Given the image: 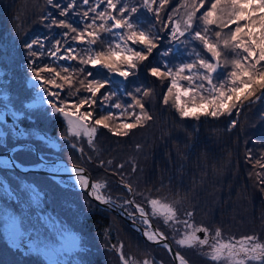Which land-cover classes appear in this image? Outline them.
I'll return each instance as SVG.
<instances>
[{"label":"trees","instance_id":"obj_1","mask_svg":"<svg viewBox=\"0 0 264 264\" xmlns=\"http://www.w3.org/2000/svg\"><path fill=\"white\" fill-rule=\"evenodd\" d=\"M69 2L72 0H54V4H59L61 8L66 7ZM90 2L95 4L97 0ZM122 3H126L129 8L137 7L138 11L133 19L145 29L157 31L162 39L159 49L138 68L135 76L129 78L126 90H118L117 96L107 104L96 106V116L106 114L107 111L118 113L120 110L108 105L116 102L130 103L131 99L126 92L140 87L152 90V94L144 98L145 108L152 120L145 127H138L128 136L122 137L99 128L93 139L95 145L90 146L92 150L85 145V152H78V159L69 157L79 161L90 172L94 181H105L103 193L120 201L128 211L133 212V206L125 205L122 201L131 199L134 204L145 208L146 198H161L164 202L176 203L177 216L181 221L176 224L182 228V222L188 220L189 223L208 228L210 233H214L217 228L221 229L225 239L237 240L246 235H255L259 241L264 242V184L260 183V179L264 177H257V173H264V167L260 166L264 164V100L242 107L239 114L234 111L231 116L182 119L175 109L161 102L168 81L162 84L148 74V69L162 61L169 66L190 62L194 59L190 55L191 50L193 47L198 48V43L179 44L177 52L162 58L159 53L173 46L168 40L167 30L160 31L161 23L154 13L143 7V0H122ZM179 3L180 0H169L168 6L161 11L160 20H167L166 14L171 13ZM87 7L81 0H76V7L70 10L69 15L61 17L60 9L48 5L46 0H0V54L3 58L12 60L17 57L23 82L29 81L31 72L27 66L29 56L25 43H30L37 37H47L44 49L34 46L38 52L46 53L54 40L60 39L63 42L61 33L68 31L57 27L49 28L47 25L51 20L48 17L67 19L74 26H82L81 14ZM99 10H104L103 5ZM103 35L106 40L112 39L108 34ZM67 43H71L72 47H83L71 41ZM202 54L207 56L206 53ZM225 55L231 58L230 53ZM35 63L40 66L52 61L44 55L36 59ZM56 64L80 67L77 61L58 60ZM89 70L95 72V69ZM228 70L230 68L227 67L219 69L220 72ZM67 91L65 89L62 97L73 99L67 96ZM25 102L22 104L24 108L27 104ZM37 119L38 123H54L59 135L64 131L62 117L53 115L49 119L40 115ZM232 120L236 121L234 127H230ZM23 125L25 126V122ZM137 145H140L139 149ZM3 149L0 148V151ZM20 159L24 164H34L37 160L31 154ZM117 165L123 167L117 168ZM4 179L10 183L11 190H16L14 193L20 199V203L11 208L22 214L29 213L36 223L39 221L42 225L46 221L44 215L52 216L51 223L79 234L81 242L78 253L89 264H113L114 259L111 256L112 261L109 259L110 254L115 255V260L122 264L116 249H120L124 257L131 258L133 264H143L145 260L150 264L151 261L153 264H165L166 260L172 264L165 248L162 247L164 257L159 256L162 254L157 251L161 246L144 241L118 216L100 209L83 192L63 187L51 178L35 173L22 174L0 169V180ZM122 180L132 185L135 194L128 193ZM33 188L38 193V202L27 193L32 192L30 189ZM0 199L5 202L3 209L10 207L12 201L8 202L7 193L0 192ZM188 211L194 213L191 218L185 215ZM154 220L159 222L155 218ZM160 224L162 226H156L189 263L212 264L203 254L192 257L182 253L175 242L181 232L177 233L166 228L165 224ZM49 235L54 237L55 231ZM17 252H12L0 241V264H19L13 263V256L21 258L24 264H34V257H39ZM64 253L69 258L67 253L70 252Z\"/></svg>","mask_w":264,"mask_h":264},{"label":"snow or ice","instance_id":"obj_2","mask_svg":"<svg viewBox=\"0 0 264 264\" xmlns=\"http://www.w3.org/2000/svg\"><path fill=\"white\" fill-rule=\"evenodd\" d=\"M46 2L60 9L61 17H67L70 10L76 7V0H72L64 8L54 4V0ZM81 2L88 6L81 14L82 26H74L67 19L48 17L51 20L47 25L49 28L68 30L61 33L63 42L60 39L54 40L46 53L38 52L34 46L44 49L47 37H37L30 43H25L29 56L27 66L31 72L29 80L34 82L31 87L38 92L34 103L29 107L46 104L52 115L62 117L66 123L65 140L68 136H83L87 138L89 146H94L93 139L99 128L122 137L128 136L138 127H145L147 122L152 120L144 104V98L152 94L151 89L137 87L131 92H126L131 99L130 103L116 102L108 105L120 110L118 113L107 111L97 117L96 106L107 104L117 96L118 90H126L129 78L135 76L138 68L159 49L162 37L157 31L145 29L134 20L138 8H129L122 0H97L95 4L90 0ZM168 4L169 0H143V7L155 14L157 21L161 23L160 31L167 30L168 40L173 45L159 53L160 56L167 57L177 45L193 42H197L202 51L193 47L190 55L194 59L190 62L169 66L162 61L148 69V74L160 80L162 84L168 81L166 91L162 93V104L175 109L182 119L199 120L201 116H231L234 111L239 114L242 107L264 100V0H180L178 6L166 14L167 20L161 21V11ZM102 5L104 10L101 11L99 9ZM181 9L183 11H180ZM103 34L110 35L112 39L106 40ZM68 41L83 47H72ZM226 53L231 54L230 59ZM44 55H47L52 63L37 66L35 60ZM58 60L77 61L80 67L58 66ZM225 67L230 70L219 71ZM89 68L95 69V72ZM114 77L121 79L116 80ZM65 89L68 90L67 96L73 99L62 97ZM3 101L7 111L0 112V123L9 113L16 117L20 115L19 111H13L9 107L13 101L7 95L3 97ZM235 124L236 121L232 120L230 127ZM27 135L26 130L12 132L14 144L10 149L11 154L8 158L0 157V169L23 168L25 165L20 157L36 155L24 139ZM6 136L7 133L0 131V147H7ZM71 147L75 148L76 145L72 144ZM139 148L140 145H137V149ZM42 162V158H38L35 164L40 166ZM108 163L111 164V161ZM257 163L259 164V161ZM260 166L264 167V164ZM122 167L123 165H117V168ZM71 171L76 173L75 178L80 188L89 186V181L81 174V169L72 168ZM257 177H264V173H257ZM260 183L264 184V178L260 179ZM122 185L129 194H135L130 183L122 180ZM104 187V184L92 183V191L88 194L111 207V199L102 194ZM30 190L34 194V200L38 202V193L34 188ZM0 192L11 195L10 183H0ZM146 200L151 215L162 217L165 225L181 223L175 202H162L161 198ZM124 204L132 205L134 202L125 200ZM136 213L144 225L142 234L147 240L155 243L167 240L162 232L152 227L144 207L134 204V211L128 215L135 217ZM185 215L191 218L194 213L188 211ZM8 220L14 237L24 234L22 221L11 215ZM182 223L185 230L181 238L175 241L177 246H199L201 249L207 246L208 251L204 255L212 264H264V242L259 241L257 236L246 235L237 240L225 239L222 230L217 228L211 233L210 242L208 228L189 223L188 220ZM198 233H203L204 237L201 238ZM12 242L15 244L16 240L13 238ZM163 247L170 250L166 242ZM36 250L44 252L48 257V264H61L56 256L62 249L45 243L42 249ZM120 259L122 264H131V258L121 254ZM175 259L179 264H187L186 259L179 253L175 254ZM143 264L150 262L145 260Z\"/></svg>","mask_w":264,"mask_h":264},{"label":"flooded vegetation","instance_id":"obj_3","mask_svg":"<svg viewBox=\"0 0 264 264\" xmlns=\"http://www.w3.org/2000/svg\"><path fill=\"white\" fill-rule=\"evenodd\" d=\"M0 60L5 64L4 70H0V112L7 111V109L4 107L5 102L3 101V97L5 95H7L13 101V104H10L9 107L12 108L13 111L20 112L18 117L9 113L4 117L3 122L0 123V131L7 133V147H0L4 148L0 152H4L7 149L12 148L14 141L11 138V134L14 130H26L28 135L24 139L36 152V158H42L43 161L40 166H36L35 163L32 164L36 168L51 172H54L59 168V172L69 173V169L60 167L64 161L72 165L82 166L79 161H74L70 157L73 159H78V152H85V144L87 142L86 137L81 136L80 139H75L73 136H68L67 140H65L64 137L67 135L65 122L64 131L61 135L56 133L54 123L49 121L38 123L37 118L40 115L48 117L49 119L53 118V115L50 113V111H48L47 107L41 110L39 107H37L38 105L33 108L29 107V105L34 103L35 98L37 97V90L31 87V83H28L27 81H25V83L23 82L19 59L17 57L14 60L5 57L3 58V56L0 54ZM24 102L27 103V107L29 109L24 108L22 105ZM21 108L27 113L25 117L21 113ZM24 122L25 126L23 125ZM72 144H75L76 147H71ZM55 161H58V163H54ZM75 177L76 176L60 177L56 180H52L63 187H69L74 190H78L73 184H77V182H74L73 180ZM0 182H7V180H0ZM15 191L12 190L11 195L7 194L8 202L10 203L12 201L10 207L20 203L19 197L14 193Z\"/></svg>","mask_w":264,"mask_h":264},{"label":"rangeland","instance_id":"obj_4","mask_svg":"<svg viewBox=\"0 0 264 264\" xmlns=\"http://www.w3.org/2000/svg\"><path fill=\"white\" fill-rule=\"evenodd\" d=\"M172 45V44H171ZM179 50L178 46H176L174 48V50L172 51V53L177 52ZM4 62H2L0 60V70H4ZM47 105L43 104V105H38L37 107H39V109H43L45 108ZM33 108V107H32ZM21 111L25 114H27L22 108ZM77 138V137H76ZM78 139V138H77ZM87 139V138H86ZM93 144L95 145V142L93 141ZM90 150H92V148H90ZM2 183V182H0ZM106 182L103 181L101 184H104L105 187L101 190L102 192L104 191V189L106 188ZM29 195L34 196V194L32 192H27ZM107 196V195H106ZM113 199V198H112ZM120 202V201H118ZM124 203V201H122ZM164 202V201H162ZM121 203V202H120ZM2 207H5V202L3 200L0 199V241H8L9 240V220H8V216H14L16 217L18 220L22 221V232L24 233L23 235H20V241L19 244L15 247V249H20L24 254H29V252L34 251V253L39 254V257H34V259L32 260V263L34 262V264H48V257L44 254L43 251H38L36 249H42L44 244L47 243L49 245L54 246L55 248L58 249H62V251H60L57 256L56 259H58L61 264H89L84 256L82 254L79 253H67L69 258H67L65 256L64 251H67V247L66 244L68 243L67 239H75V240H79V237L77 234L67 230L66 228H64L63 226H58L55 223H51L52 220V216H48V215H44V220H46L44 222V224L42 225L41 222L37 221L36 226H34L32 224V220L31 218H27V216L25 214H22L20 212L14 211L11 207L7 208V209H3ZM146 212H148V214L151 215V209L150 207L147 205L145 207ZM131 212V211H129ZM154 218L159 221L160 223H163V218H156V217H151V220L157 224L162 226L159 222H156L154 220ZM139 221L141 222V220L139 219ZM142 223V222H141ZM164 224V223H163ZM144 226V225H143ZM166 228L172 229L177 233H180V235L183 234L184 232V228L180 227L178 224L173 223L171 224V226L165 225ZM43 228V233L40 231V229ZM48 230L49 233H51L52 231H55V236L51 237L49 235V233L46 231ZM180 239V237H176V239ZM209 240L211 242V233L209 235ZM67 241V243H66ZM148 243V242H147ZM150 244V243H149ZM35 246L36 249L32 248V246ZM160 249L157 251L159 254V256L164 257V250L162 247H159ZM180 249V251L188 256H192V257H196L200 254H203L208 251L207 246H204L203 249H201V247L198 246V249L196 248H188V247H178ZM31 249V250H30ZM51 252V249H49V253ZM18 253V252H16ZM122 253V252H121ZM32 256V255H30ZM114 259L113 264H119V261H117V259L115 260V255L110 254L109 255V259L112 261L111 257ZM205 256V255H204ZM13 263L19 262V264H24V261L21 258H18L16 256H13ZM151 263L153 264V262L151 261ZM132 264V261H131ZM160 264V263H159ZM163 264V263H162ZM165 264H171V262H168L167 260L165 261Z\"/></svg>","mask_w":264,"mask_h":264},{"label":"water","instance_id":"obj_5","mask_svg":"<svg viewBox=\"0 0 264 264\" xmlns=\"http://www.w3.org/2000/svg\"><path fill=\"white\" fill-rule=\"evenodd\" d=\"M114 79H116V80H120L121 78L120 77H114ZM11 149V148H10ZM10 149H8V150H6V151H4V152H1L0 153V157H3V158H8V156L11 154L10 153ZM54 163H58V161H55ZM60 167L61 168H64V169H69L70 170V172L69 173H62V172H59V168H58V170H56V171H54V172H51V171H47V170H42V169H38V168H35L34 166H32V165H25L23 168H20V169H15V170H18V171H20L21 173H28V172H34V173H40V174H42V175H46V176H49V177H51L52 179H58V178H60V177H71V176H76V173L75 172H73V171H71V169L72 168H77V169H81L82 170V172H81V174L82 175H84L87 179H88V181H89V186L87 187V188H78L80 191H82V192H84L93 202H95L100 208H102V209H104V210H106V211H108V212H111V213H113V214H115V215H117V216H119V217H121L124 221H125V223L128 225V226H130L133 230H135L146 242H148V243H151V244H158V245H161L162 247H163V243H168L169 244V246H170V250L169 249H166L167 250V252H168V254L170 255V258H171V260H172V263L173 264H179V262L175 259V254L176 253H179L175 248H174V246H173V244L171 243V241L168 239V237H167V240L166 241H163V242H161V243H155V242H152V241H149V240H147V238L146 237H144L143 236V234H142V230H143V226H141L140 224H138L137 222H135L134 220H133V217H130L129 215H128V213L129 212H127L124 208H123V206L120 204V203H118L117 201H115V200H112L111 199V201L113 202V206H109L108 204H104V203H102V202H100V201H97L95 198H94V196H92V195H89L88 193H90L91 191H92V189H91V184L93 183V180H92V178H91V176H90V173H89V171L87 170V169H85L84 167H82V166H78V165H72V164H70V163H68V162H66V161H64L61 165H60ZM135 215H137L138 217H139V214L138 213H136ZM149 220H150V222H151V224H152V227L154 228V229H158L157 227H156V225L152 222V220L149 218ZM159 230V229H158ZM160 231V230H159ZM161 232V231H160ZM198 236H200L201 238L204 236V234L203 233H198L197 234ZM18 236L19 235H17V236H13V233H12V231H11V236H10V238H11V241H13V238L16 240V242L18 241ZM180 254V253H179ZM181 255V254H180ZM187 261V260H186ZM187 264H190L188 261H187Z\"/></svg>","mask_w":264,"mask_h":264},{"label":"bare ground","instance_id":"obj_6","mask_svg":"<svg viewBox=\"0 0 264 264\" xmlns=\"http://www.w3.org/2000/svg\"><path fill=\"white\" fill-rule=\"evenodd\" d=\"M75 181H76V178H75ZM77 182V181H76Z\"/></svg>","mask_w":264,"mask_h":264}]
</instances>
